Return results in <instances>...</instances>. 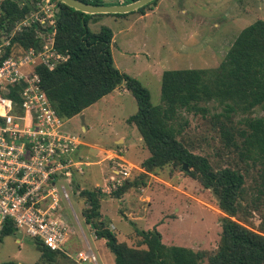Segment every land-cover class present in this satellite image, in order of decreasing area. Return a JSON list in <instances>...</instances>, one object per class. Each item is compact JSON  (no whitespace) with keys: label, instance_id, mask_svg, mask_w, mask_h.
Here are the masks:
<instances>
[{"label":"trees","instance_id":"16d2710c","mask_svg":"<svg viewBox=\"0 0 264 264\" xmlns=\"http://www.w3.org/2000/svg\"><path fill=\"white\" fill-rule=\"evenodd\" d=\"M39 0H0V43L14 29L17 21L36 7ZM90 4H120L135 0H82ZM152 0L134 11L144 13L155 4ZM55 48L66 54L65 61L53 69L37 67L40 86L60 117L69 119L81 114L103 96L120 85L133 95L137 111L127 117L134 124L150 155L141 162L144 177L166 165L188 167L185 174L196 179L214 195L223 212L221 236L216 251L207 264H264V213L259 230L242 223L250 222L254 211L264 206V20L256 19L244 27L232 42L224 58L215 68L165 69L161 74V105H153L150 94L136 78L115 67L111 53L112 30L102 25L92 31L88 24L102 15L89 14L56 0ZM133 12V11H131ZM37 26L16 31L11 45L2 57L37 46ZM16 50V51H15ZM0 58V62H1ZM18 101V94L9 93ZM221 107L213 115L225 145L232 146L237 166L214 168L206 156L192 152L178 138L183 124L181 110L205 114L207 105ZM240 119H234L233 115ZM131 176L110 192L120 197L138 185ZM248 191V192H247ZM87 207L82 211L85 221L94 229L96 239H103L114 257V264H200L204 251L181 245H166L154 228L136 230L141 237L138 246L117 239L113 230L101 219V187L80 191ZM12 225L4 226L0 239L14 234ZM36 249L45 261H52L60 251H53L33 238ZM145 245V247H140ZM64 256V255H63Z\"/></svg>","mask_w":264,"mask_h":264},{"label":"rangeland","instance_id":"374dc122","mask_svg":"<svg viewBox=\"0 0 264 264\" xmlns=\"http://www.w3.org/2000/svg\"><path fill=\"white\" fill-rule=\"evenodd\" d=\"M155 4L157 7L146 18H139L140 12L133 11L122 16L102 15L88 24L92 31L102 25L112 30L115 67L139 80L149 91L153 105L162 104L163 70L215 68L244 27L256 19L264 20V0H157ZM117 88L64 124L66 130L81 137L84 145L95 146L98 157L102 155L96 159L99 165L93 162L84 166L70 183L59 181L68 192V199L62 192L59 194L62 213L70 227L64 248L71 257L62 253L64 256L57 254L54 260L44 261L33 238L16 231L0 239V264H76L73 259L77 251L86 250L87 244L100 264H114L104 240L96 239L82 213L87 204L80 191L98 186L104 193L100 199L101 219L119 241L138 246L141 237L136 230L155 228L166 245L204 251L200 264H207L208 256L216 251L224 214L209 189L186 175L184 169L171 165L148 173L145 184H140L144 171L141 162L150 152L136 126L126 121L137 111L135 98L123 84ZM204 105L208 108L205 114L181 110L179 121L183 128L178 138L192 152L206 156L214 168L237 166L236 153L232 146L225 145L213 118L221 107L214 102ZM233 116L240 119L238 114ZM107 150L121 151L131 164L130 181H138L118 198L111 197L107 187L112 166ZM85 160L91 162L88 157ZM261 213L264 206L253 212L250 222L242 223L259 230Z\"/></svg>","mask_w":264,"mask_h":264},{"label":"built area","instance_id":"2783aa9c","mask_svg":"<svg viewBox=\"0 0 264 264\" xmlns=\"http://www.w3.org/2000/svg\"><path fill=\"white\" fill-rule=\"evenodd\" d=\"M56 12V0H39L0 43L1 58L16 31L37 26V46H19L18 53L0 62V235L10 224L71 257L64 248L70 227L59 194L68 199V192L59 181L70 183L89 162L79 155L81 137L66 130L67 119L57 114L40 86L37 67L53 69L68 57L55 48ZM106 156L112 163L107 186L112 191L131 176V164L121 151L107 150ZM73 260L100 264L89 244Z\"/></svg>","mask_w":264,"mask_h":264},{"label":"water","instance_id":"95a60500","mask_svg":"<svg viewBox=\"0 0 264 264\" xmlns=\"http://www.w3.org/2000/svg\"><path fill=\"white\" fill-rule=\"evenodd\" d=\"M65 4L89 14H98V13H128L136 10L137 8L144 6L152 0H135L129 3H120V4H90L82 0H60ZM81 120L84 122V115H81ZM185 171L188 170L186 165H183Z\"/></svg>","mask_w":264,"mask_h":264},{"label":"crops","instance_id":"0c3cea01","mask_svg":"<svg viewBox=\"0 0 264 264\" xmlns=\"http://www.w3.org/2000/svg\"><path fill=\"white\" fill-rule=\"evenodd\" d=\"M157 7V4H155V5H153V7H151V8H149V9H147V10H145V12L144 13H139V15H138V17L139 18H146V17H148L149 15H150V13L153 11V9L154 8H156ZM97 20V19H96ZM116 89H118V88H115L114 90H116ZM126 88H124V90H125ZM119 90V89H118ZM124 90H122V91H124ZM88 108V107H87ZM85 111V109L83 110V112ZM77 115H79V114H77ZM77 115H75V116H77ZM75 116H73V117H75ZM72 118V117H71ZM70 119V118H69ZM84 146H86L85 147V149H83V145L80 147V150H79V155H81V156H83V157H88L89 158V160H91V162L90 163H88L87 164V166H89V165H91V163H93V162H98L97 163V165H99L100 163H99V161L97 160L96 161V159L98 158H100V157H98V155H100L99 153H98V149H96V147L95 146H91V145H88V144H85ZM103 150V149H102ZM92 159H94V160H92Z\"/></svg>","mask_w":264,"mask_h":264}]
</instances>
